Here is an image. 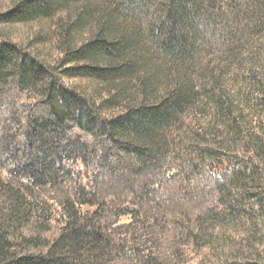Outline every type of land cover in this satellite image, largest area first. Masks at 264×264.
<instances>
[{
	"label": "trees",
	"instance_id": "16d2710c",
	"mask_svg": "<svg viewBox=\"0 0 264 264\" xmlns=\"http://www.w3.org/2000/svg\"><path fill=\"white\" fill-rule=\"evenodd\" d=\"M39 19L54 62L0 31V264H264V115L225 81L260 69L264 0L0 12Z\"/></svg>",
	"mask_w": 264,
	"mask_h": 264
},
{
	"label": "rangeland",
	"instance_id": "374dc122",
	"mask_svg": "<svg viewBox=\"0 0 264 264\" xmlns=\"http://www.w3.org/2000/svg\"><path fill=\"white\" fill-rule=\"evenodd\" d=\"M17 0H0V12L9 9ZM53 20L39 19L31 22L0 24V31L7 34L12 40L22 46L38 53L49 62H54L59 56L56 34ZM264 44V42L262 43ZM260 65L259 71L253 73L245 68H236L226 76L227 87L237 95L250 115L257 117L264 115V46H260L252 55ZM66 83L80 85L89 93H94L95 82L81 78H65ZM103 87V86H101ZM99 87L100 89H102ZM104 91V90H103ZM96 92L95 98L100 99ZM112 113L113 111H105ZM251 118V117H249Z\"/></svg>",
	"mask_w": 264,
	"mask_h": 264
}]
</instances>
